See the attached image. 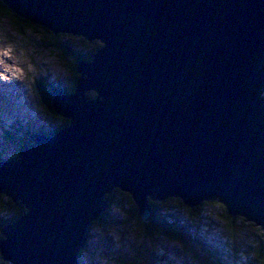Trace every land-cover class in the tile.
Returning <instances> with one entry per match:
<instances>
[{"label":"water","instance_id":"1","mask_svg":"<svg viewBox=\"0 0 264 264\" xmlns=\"http://www.w3.org/2000/svg\"><path fill=\"white\" fill-rule=\"evenodd\" d=\"M3 1L105 44L79 67L85 87L54 104L70 126L0 168V194L27 208L5 225L4 260L79 264L113 185L145 222L148 197H221L264 231V0Z\"/></svg>","mask_w":264,"mask_h":264},{"label":"rangeland","instance_id":"2","mask_svg":"<svg viewBox=\"0 0 264 264\" xmlns=\"http://www.w3.org/2000/svg\"><path fill=\"white\" fill-rule=\"evenodd\" d=\"M10 22H12V26H10ZM14 25L15 23L12 20L0 19V130H3L2 125L7 126L13 120L21 119L25 121L23 117L26 115L30 120L36 121L33 129L31 127L27 129L28 132H35L46 121L53 127L60 121L50 118L41 109L39 98L35 95L37 92L36 81L51 82L58 79L59 86L68 90L70 83L73 81V68H77L73 62L74 58L70 54L65 58H63V55L59 58L58 48L50 44L56 37L49 40V36L41 33L40 30L36 32L31 31V28H23V32H21L20 27ZM34 25H37V23H34ZM66 37L61 38L57 43L72 42L71 50L80 53L81 56L88 57L90 53L88 48L98 46L96 44H100L102 47V43H97L95 40L90 41L93 44L87 45L83 37L72 36L71 40L66 39ZM50 88L53 89L54 87L50 86ZM38 134L43 135L40 131H38ZM4 141L9 144L14 142L13 140L8 141L7 137ZM0 147H2L1 144ZM16 149L15 145L10 146L5 152L2 149V156L11 159L14 157V160H17L19 156H16ZM119 191L118 188H115L104 195L107 200L112 202L111 214L108 213L106 219L109 225L107 227L97 225L91 230V238L89 235L88 245L81 254L84 263L117 264L118 257L117 262L115 258L119 254L127 260V263L138 261L137 264H219V262H214L212 257L219 259L221 262L231 263L233 260V264H261L259 258L253 255V249L257 248L259 250L264 242L262 228L256 223H254L256 228L252 226L250 229L251 233L248 232L245 237H240L242 246L241 244L238 245L237 249L240 231H236L237 233L231 235L225 226V235L224 230L221 228L215 231L216 227L221 226V222L215 223L214 213L216 207L206 208L212 224L205 226L202 230H200L202 227L200 225L201 219H199L193 223L192 227L185 230L182 237L179 235L174 236L179 239L178 241L166 240L163 236H153L147 239L142 237L143 231L139 228L137 220L133 216L131 204L133 207L138 208L137 205H135L132 198L127 197L126 193H120ZM115 199L117 203L115 201L113 204ZM121 201L124 202L120 205ZM125 202H128L129 205ZM155 202L160 204L158 208L163 204L162 200H155ZM14 211L16 210L13 207L5 215L12 218V220H16L18 215ZM150 211L151 209H149ZM127 215L129 216L127 217ZM182 216H185L184 211ZM149 217L150 214L148 219ZM187 218L188 214L185 216V219ZM132 219L135 221H132ZM124 220H127L128 223H124ZM8 222L6 220L5 225ZM176 231L182 233L181 229ZM217 231L226 236L229 242H232L229 245L225 237L221 238L219 246L224 251L221 256H216L211 249L206 250L203 245L196 243L197 240L199 242L206 240L207 243H210ZM197 232L204 237L198 236L196 240ZM141 252L144 254L141 258H137V255Z\"/></svg>","mask_w":264,"mask_h":264},{"label":"trees","instance_id":"3","mask_svg":"<svg viewBox=\"0 0 264 264\" xmlns=\"http://www.w3.org/2000/svg\"><path fill=\"white\" fill-rule=\"evenodd\" d=\"M2 18H6V19H9V21H13L15 23V27L16 26H19L20 27V31L23 32V28H31L33 29L34 31L36 32H39L42 31L41 33H44L46 35L49 36V40H52L54 39V37H56V39L53 41V42H50V44L54 45L55 47L58 48V50L60 51V58L61 56L63 55V58H65L66 56H68L69 54H71L72 50H70L71 46H72V42H66L65 44L63 42H58V40H60L61 38L63 37H58L59 35L55 36L54 35V32L50 29H48L47 27L43 28L41 27V25L37 24V25H34V23H31L29 22L28 20H25V19H22V18H19L17 15H15L14 13H12V11L10 9H8L6 3L3 1V0H0V19ZM11 19V20H10ZM10 26H12V22H10ZM66 39H72V38H68L66 37ZM57 43V44H56ZM87 45H91L93 44V42H85ZM98 43V42H97ZM98 46H93V47H90L88 48L89 49V55H88V59H85V57H81L80 55H77L76 54H73V62L76 66L77 62L79 61H83L84 59L85 60H88L89 63H93L95 61V56L101 49V45L100 44H96ZM76 68L74 67L73 68V83L72 85L74 86H71L70 88V95L69 96H73L77 93V85L78 83L81 81V76L79 74V72H76ZM50 86H53L54 88H50ZM39 90H38V97H39V101H40V105H42L43 107V111L47 113V115L50 117V118H54L55 120H60L62 121L61 123H57L56 125L57 126V131L59 129H62V128H68L71 124V120L70 119H63V118H55L56 116V112H55V109L53 107V103H52V100L54 98V96L58 93V89L56 88V85H45V84H40L38 86ZM95 95V96H94ZM86 96L87 97H92V98H102V96L97 92H93V94L91 95L89 92H86ZM59 116V115H58ZM40 131L43 135H51L50 133L51 132H45L42 129H38L37 132ZM55 131V133L57 132ZM18 132V131H17ZM17 133L16 132H13V131H8L6 133V137L8 138H12L13 136H16ZM53 134V133H52ZM36 135L38 134H35L34 131H31L29 134H25L23 136H20L19 138L23 140V142H21V147L17 150L18 153H16V155H20L21 153V150L26 146V145H29V147H35L36 144H37V141L36 139L34 138ZM35 139V140H34ZM120 189V193H126L127 197H130V194H128L127 192L123 191V189L121 188H118ZM123 191V192H121ZM105 195V194H104ZM105 197V196H104ZM103 197V198H104ZM169 200H173V197L172 198H169L167 199V203L168 205H173L171 201ZM177 201L180 202L181 206L184 205V207L186 206L185 205V202L182 198H178L176 199ZM116 199L114 200L113 204L115 203ZM104 202H105V205H106V210L102 212V214L99 216V219L95 222H93L90 226V229L89 231L92 232L91 230L95 227V226H99V227H107V217H108V213H110L111 211V205H112V202L110 200H107V197L104 198ZM124 201H121L120 202V205L123 203ZM117 203V202H116ZM127 205H129L128 202H125ZM176 204V202H175ZM177 205V204H176ZM0 206H1V210H0V240L3 239V231H5V222L7 220V224H10L13 223L14 221H18L19 217H21L23 214L27 213V208L26 206L20 201L18 200L17 202L14 201V198L12 197H4L2 195H0ZM214 207V206H218V212H217V219L219 222H221L225 228L227 229V231L229 232V234L233 235L235 233H237L236 231H240V233L243 235V234H246V231H249L250 232V229L252 228V225H254V223H251L249 222L246 218H244L243 216H232L230 215L229 213V210L227 209V207L221 203V200H218L216 198H212L211 200L209 201H205L203 202L200 206H198L196 209L195 208H191V207H188L189 209H187L191 215H193V213L200 219L203 218V215H202V212L204 210L205 207ZM220 206V207H219ZM16 210L14 211L15 214H17V218L16 220H12V218H9V216H6L5 213H7L11 208H13ZM155 205H152V212H153V218L151 221H149L148 223H142L141 221H139V226L143 229L144 227V232L145 234H149L148 230H152V232L149 234L151 236H155V232H154V229H156L155 225H156V222L154 220V214L156 215V213H154L155 211ZM187 207V206H186ZM185 207V208H186ZM134 211L135 213L133 214V216L135 217V219H138L140 216H139V213L136 211V208H134ZM129 212V211H127ZM129 215H127L128 217ZM134 220V219H133ZM139 220V219H138ZM135 221V220H134ZM128 223V221H126V224ZM263 232V236H264V231ZM165 236H168L169 238H174L172 237V235H168L165 234V232H163ZM256 233V231H255ZM254 233V234H255ZM240 234V235H241ZM256 236H257V233H256ZM0 245H1V242H0ZM86 249V246L80 251L79 253V264H87V263H84L83 260H82V256L81 254L84 252V250ZM144 253L141 252L139 253V255H137V258L138 257H142ZM258 256L257 258H259V261H261V264H264V242L259 250V253H257ZM129 260V258H128ZM0 261L2 264H10L9 262L7 261H4L3 260V254L0 252ZM0 263V264H1ZM118 263L119 264H137L139 263L138 261H132V262H129L127 263V260H125L121 255L118 256Z\"/></svg>","mask_w":264,"mask_h":264},{"label":"bare ground","instance_id":"4","mask_svg":"<svg viewBox=\"0 0 264 264\" xmlns=\"http://www.w3.org/2000/svg\"><path fill=\"white\" fill-rule=\"evenodd\" d=\"M34 23H36V22H34ZM38 24V23H37ZM40 25V24H39ZM42 26V25H41ZM91 40H95V39H91ZM90 40V41H91ZM101 43H103L102 41H101ZM1 82V81H0ZM1 84V83H0ZM60 95H62V93H59ZM57 95V94H56ZM38 135H41V134H38ZM106 192H104L103 194H102V197L104 196V194H105ZM7 196V195H6ZM18 199H14V201L16 202ZM12 225V224H11ZM260 226V225H259ZM262 228V227H261Z\"/></svg>","mask_w":264,"mask_h":264},{"label":"clouds","instance_id":"5","mask_svg":"<svg viewBox=\"0 0 264 264\" xmlns=\"http://www.w3.org/2000/svg\"><path fill=\"white\" fill-rule=\"evenodd\" d=\"M5 197H6V198H8L9 196H8V197H7V196H5ZM148 201H149V203H150V202H151V199H148ZM163 205H164V203H163Z\"/></svg>","mask_w":264,"mask_h":264}]
</instances>
